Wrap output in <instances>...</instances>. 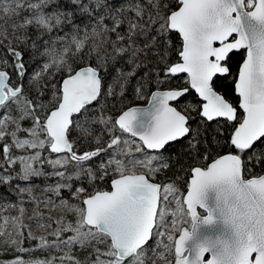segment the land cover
<instances>
[{
	"label": "snow or ice",
	"instance_id": "snow-or-ice-1",
	"mask_svg": "<svg viewBox=\"0 0 264 264\" xmlns=\"http://www.w3.org/2000/svg\"><path fill=\"white\" fill-rule=\"evenodd\" d=\"M239 50L237 108L216 89ZM185 73L204 102L182 111L189 87L159 89ZM129 85L157 89L150 107L107 115L102 99L122 104ZM221 118L229 152L191 166L186 195L179 177L152 182L173 163L157 150L199 156ZM0 264H264V0H0Z\"/></svg>",
	"mask_w": 264,
	"mask_h": 264
},
{
	"label": "trees",
	"instance_id": "trees-1",
	"mask_svg": "<svg viewBox=\"0 0 264 264\" xmlns=\"http://www.w3.org/2000/svg\"><path fill=\"white\" fill-rule=\"evenodd\" d=\"M173 36H174V39L177 41V47H179L180 44H179L178 35L173 33ZM244 55H245V51L239 50L238 53L233 57V60H232V74L227 79L217 81L218 87L216 90L218 92H220L222 95H225V98L228 99L229 102L233 103V105L236 107L238 105V96L235 94V91H234V82H235L234 77H236V75H237L239 65L241 64L242 60L244 59ZM176 59L177 58L174 55L173 61H176ZM119 66L120 65H117V67H119ZM130 70L131 69L125 65V71H130ZM29 72H31V69H29ZM142 74H143V70H140L138 72V76H141ZM114 75H115L114 70L109 72V74L105 78V85H107V83L111 81V79ZM136 79H137V77L132 78V84H135ZM25 83H27V77L25 78ZM184 87H189V85L186 83V76L183 74H180V75L172 77L170 83L163 85L161 89H169V88H171V89L172 88H178L179 89V88H184ZM149 89L150 90L145 91L143 93L144 98L141 99L134 94L133 87L131 85H129L127 92L125 93V96L123 98L122 104L116 102L114 98L102 99L101 102L106 106V114L110 115V116H114L116 114H119L123 109H125L126 107H128L130 105L145 103L148 99L149 94L151 93V90H155L151 86H149ZM117 91H119L118 88H117ZM186 102H191L197 106L201 105V100L197 97L195 92L192 91L191 89L187 95H185L179 101L175 102V107H177L178 110L183 111V110H185V103ZM114 103H115V107L113 108ZM92 107L95 108V107H97V105L93 104ZM187 112L193 117V119L191 121V123L193 125L200 122L201 118L197 115L196 111H193L191 108H188ZM238 112L240 114H242L241 110H239V109H238ZM217 125L222 126V129H223V135L218 137L220 140L221 146L216 145L215 140L217 139V137L213 136V133L217 129ZM203 127L206 128L205 136H207L209 138V140L211 142L210 146H207L206 148H202L199 156H195L194 158L193 157L185 158L183 156H180L179 154L181 152H183V148L181 147V144H185L186 141H180L179 143L168 144L165 147V149L160 150L158 152H162V155L165 158V160L170 159L173 163H172L170 168L164 169L161 172H158L154 176H152L151 177L152 181L160 182V181L167 179L170 182H174L175 178L179 177L180 182L176 186L181 188V192L183 194L186 187H187V184L185 183V181L188 180V178L190 176V167L191 166L204 167L208 164V162H210L215 157L229 152V148H228L226 141L230 139L229 134L232 131H234V127L229 122H227L223 119H217V120H214L213 122H207L205 120ZM97 135L102 136L103 146L106 147V144L108 142L107 133L98 132ZM137 142L139 143L138 140H137ZM94 148H95V144L93 145L92 148L80 149V151L94 150ZM205 154L207 155V159H205ZM53 158H54V154H53ZM177 160H180L182 162V166H183L182 168L180 167V165H177L175 163V161H177ZM134 170H135V172H145L146 171V169L141 168V167H137ZM136 170H139V171H136ZM259 170H260L259 166H257L255 171L259 172ZM110 179H111V176L109 178H106L103 182H97V183L93 184L92 186H89L87 184V182H85L84 186L88 190L85 193V195H87L88 193H91L92 191H94L96 189H99L101 191L102 190H108L110 188ZM32 183L42 187L44 184V181L40 178H33ZM26 207L28 208V214L30 215L32 212V206L27 205ZM42 211L44 212L45 215L48 214L47 209H42ZM32 228H33L34 233L37 236L42 234V232L36 231V223L35 222H32ZM177 234L178 233H175L173 235L176 237ZM34 243H38V241L27 242L25 244V246L26 247L32 246ZM93 243H95V242H93ZM101 247H104V246L101 245ZM73 251L78 256L79 259L83 260L84 257L87 256L88 253L91 251V246L84 247V248H80L79 246H77ZM52 254H55V252H53ZM149 254H151V253H149ZM33 255L35 257L43 258L44 256L49 255V253L47 251H37ZM25 258H27V257H25Z\"/></svg>",
	"mask_w": 264,
	"mask_h": 264
},
{
	"label": "water",
	"instance_id": "water-1",
	"mask_svg": "<svg viewBox=\"0 0 264 264\" xmlns=\"http://www.w3.org/2000/svg\"><path fill=\"white\" fill-rule=\"evenodd\" d=\"M245 51V55H246V50H244ZM245 55H244V58H245ZM242 62H243V60H242ZM241 62V63H242ZM239 70V69H238ZM180 75V74H179ZM184 75H186L187 76V74L185 73ZM237 75H238V72H237ZM236 75V76H237ZM189 85V84H188ZM189 88H190V85H189ZM172 89H178V88H172ZM179 89H183V88H179ZM155 90H157V89H155ZM159 90H168V89H159ZM192 91H194L195 92V90H193V89H191ZM234 91H235V82H234ZM196 95H197V97L201 100V105H202V103L204 102L203 100H202V98H200L199 96H198V94L197 93H195ZM221 94V93H220ZM235 94L238 96V94L235 92ZM149 97H150V94H149V96H148V99H149ZM148 99H147V101L145 102V103H143V104H134V105H130V106H128V107H137V108H144V107H150L149 105H148ZM174 103L175 102H173V106H175L174 105ZM238 103H239V97H238ZM128 107H126L125 109H123V110H126ZM237 107H238V105H237ZM122 110V111H123ZM121 111V112H122ZM241 112H242V110H241ZM222 119V118H221ZM137 140H138V138H136ZM157 151H159V150H157ZM228 153V152H227ZM227 153H224V154H227ZM221 155H223V154H221ZM215 158H218V156L217 157H215ZM214 158V159H215ZM212 161H213V159L210 161V162H208V164H210V163H212ZM207 164V165H208ZM207 165L205 166V167H202V168H205L206 169V167H207ZM139 173H142V172H138L137 174H139ZM191 179V176H190V178H189V180ZM152 182H154V181H152ZM102 191H111V184H110V188L108 189V190H102ZM184 195H186V191H185V193H184ZM186 207V206H185ZM201 210V209H200ZM204 213L202 214V215H206V211L205 210H202ZM176 237H178V235L176 236ZM211 258V255L210 254H208V253H206L205 254V257H204V259L205 260H207V259H210Z\"/></svg>",
	"mask_w": 264,
	"mask_h": 264
},
{
	"label": "flooded vegetation",
	"instance_id": "flooded-vegetation-1",
	"mask_svg": "<svg viewBox=\"0 0 264 264\" xmlns=\"http://www.w3.org/2000/svg\"><path fill=\"white\" fill-rule=\"evenodd\" d=\"M174 105H175V103H174ZM170 144V143H169ZM160 151V150H159ZM205 167V166H204ZM191 176V175H190ZM190 176H189V178H190ZM189 178H188V180H189ZM185 191H186V189H185ZM185 191H184V193H185ZM183 193V194H184ZM198 211L200 212V214L202 215L204 212L202 211V210H200V209H198ZM189 228H190V225H189Z\"/></svg>",
	"mask_w": 264,
	"mask_h": 264
},
{
	"label": "rangeland",
	"instance_id": "rangeland-1",
	"mask_svg": "<svg viewBox=\"0 0 264 264\" xmlns=\"http://www.w3.org/2000/svg\"><path fill=\"white\" fill-rule=\"evenodd\" d=\"M138 169H139V168H138ZM134 171H135V170H134ZM136 171H139V170H136ZM140 171H141V170H140ZM136 173H138V172H136ZM172 207H175V205L173 204ZM169 219H170V218H169ZM173 234H175V233H173ZM177 235H178V234H177ZM177 235H176V236H177Z\"/></svg>",
	"mask_w": 264,
	"mask_h": 264
}]
</instances>
